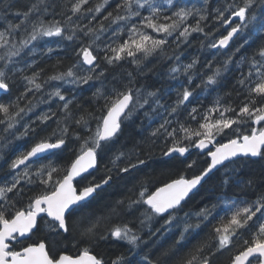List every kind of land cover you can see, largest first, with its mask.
Wrapping results in <instances>:
<instances>
[{"label":"snow or ice","instance_id":"obj_1","mask_svg":"<svg viewBox=\"0 0 264 264\" xmlns=\"http://www.w3.org/2000/svg\"><path fill=\"white\" fill-rule=\"evenodd\" d=\"M0 21V157L27 141L0 264H264V0H3ZM194 41L211 61L183 62ZM117 178L127 194L86 212Z\"/></svg>","mask_w":264,"mask_h":264},{"label":"trees","instance_id":"obj_2","mask_svg":"<svg viewBox=\"0 0 264 264\" xmlns=\"http://www.w3.org/2000/svg\"><path fill=\"white\" fill-rule=\"evenodd\" d=\"M2 3H3V0H0V4H2ZM8 19L14 20V18L11 16H9ZM2 25H3V21H0V26H2ZM221 31H223V30L221 29ZM217 35H219V33ZM212 51L213 50H210V49L201 50L199 43L194 41L193 44L185 50L184 57L182 59H183V62L187 63L191 60V58L193 56H199L201 64H205L207 61L212 60V56H211ZM61 55H63V53H61ZM216 59L217 60L222 59V57L217 56ZM54 62H55L54 60L49 61L48 65L45 66L49 72L51 71L50 65ZM67 62L68 61L66 60L65 65L67 64ZM197 67L200 68V70L202 72L207 71L206 67L201 68L200 65H197ZM123 71H124V69L116 68V69H110L109 73H110V75L111 74H120ZM156 71L160 72V71H164V69L161 66H157ZM156 79H157V77L155 75H153L152 81H155ZM152 81H148V82L151 83ZM168 83H175V82H172V81H161L160 82L161 85H166ZM21 86L22 85L19 81H17V84L13 86V88H12L13 97L18 94ZM158 86H160V85H158ZM213 95H215V93ZM173 98H174V94H173ZM207 99L210 101L212 99V97H208ZM231 99L235 100L236 98H235V96H233ZM41 107H46V105H42ZM125 131H126V135H127L130 132L134 133L135 129L129 128V129H126ZM26 143H27L26 140L15 141L14 143L10 144L4 150L2 161L0 163V182H3L5 176H7V174H8V169H7V164H6L7 159L16 151L22 150V146L25 145ZM154 155L156 158H159V152L158 151H156L154 153ZM106 162L107 161H105V163ZM253 167L257 169V175H258V166H253ZM100 169H101L100 174L102 175L103 174V164L100 165ZM149 171H151V170H149ZM167 172H168V169H157L153 182L156 183V182H159L160 180L164 179L165 174ZM128 187H131V185L129 184ZM209 187L210 186H206V189H202L201 193L199 195L195 196L192 200H190L188 202L186 208H185V211L195 212L200 206H202V204L205 203L210 197V192L207 190ZM126 194H127V188L125 187V182L120 181L117 178L116 181L113 183L112 187L108 188L102 194V196L99 197L97 201H94L93 205H91L85 211L86 212H90V211L100 212L104 209L105 205L113 203L115 200H118V199L124 197ZM198 231H200V236L197 239L192 240V244H196L198 242V240L207 239L208 235L210 233V228H202L201 230H198ZM163 242H164L163 239H161V240L157 241V244H160ZM168 243L170 244L171 241L169 240ZM237 244H239V241H237ZM167 246L168 245L166 244L165 247H167ZM155 247L156 246L154 245L153 248L145 249V251H153L155 249ZM189 247H191V245H189ZM96 251L99 254L103 255L106 261H110V259L113 258L114 255L119 254L120 252L127 253V248H126V246H117V245H114L112 243H108V244H102L100 247L96 248ZM185 251H187V249ZM230 255H231V253L225 252L223 255H219L218 257H213V264H229Z\"/></svg>","mask_w":264,"mask_h":264},{"label":"bare ground","instance_id":"obj_3","mask_svg":"<svg viewBox=\"0 0 264 264\" xmlns=\"http://www.w3.org/2000/svg\"><path fill=\"white\" fill-rule=\"evenodd\" d=\"M198 43V42H197ZM203 54V53H202ZM207 58V57H206ZM210 59V58H209ZM219 60V59H218ZM199 198V197H198Z\"/></svg>","mask_w":264,"mask_h":264}]
</instances>
